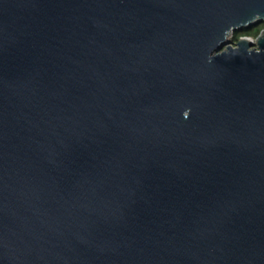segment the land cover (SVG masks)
Instances as JSON below:
<instances>
[{
	"label": "water",
	"instance_id": "1",
	"mask_svg": "<svg viewBox=\"0 0 264 264\" xmlns=\"http://www.w3.org/2000/svg\"><path fill=\"white\" fill-rule=\"evenodd\" d=\"M264 0H0V264H264Z\"/></svg>",
	"mask_w": 264,
	"mask_h": 264
},
{
	"label": "trees",
	"instance_id": "2",
	"mask_svg": "<svg viewBox=\"0 0 264 264\" xmlns=\"http://www.w3.org/2000/svg\"><path fill=\"white\" fill-rule=\"evenodd\" d=\"M263 28H264V21H259L247 28H243L239 31H236L234 34V39L237 41L239 37L243 35H249V36L256 37Z\"/></svg>",
	"mask_w": 264,
	"mask_h": 264
},
{
	"label": "rangeland",
	"instance_id": "3",
	"mask_svg": "<svg viewBox=\"0 0 264 264\" xmlns=\"http://www.w3.org/2000/svg\"><path fill=\"white\" fill-rule=\"evenodd\" d=\"M234 34H235V32L231 34V37H230V38H231V43L234 42V41H236V40L234 39ZM253 37H254V36H253ZM239 38H240V37H239ZM237 41H238V40H237Z\"/></svg>",
	"mask_w": 264,
	"mask_h": 264
},
{
	"label": "flooded vegetation",
	"instance_id": "4",
	"mask_svg": "<svg viewBox=\"0 0 264 264\" xmlns=\"http://www.w3.org/2000/svg\"><path fill=\"white\" fill-rule=\"evenodd\" d=\"M234 42H236V41H234Z\"/></svg>",
	"mask_w": 264,
	"mask_h": 264
}]
</instances>
